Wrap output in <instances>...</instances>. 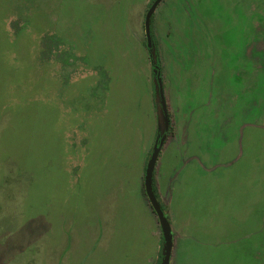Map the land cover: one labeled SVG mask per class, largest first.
I'll list each match as a JSON object with an SVG mask.
<instances>
[{
	"label": "rangeland",
	"instance_id": "1",
	"mask_svg": "<svg viewBox=\"0 0 264 264\" xmlns=\"http://www.w3.org/2000/svg\"><path fill=\"white\" fill-rule=\"evenodd\" d=\"M145 6L0 0V264L119 257L103 252L102 203L111 196L127 205L114 195L121 182H111L135 168L120 157L98 174L89 163L99 162L100 137L112 140L100 127L102 51L133 47ZM150 25L162 79L168 69L180 75L182 107L203 131L198 151L209 162L206 172L185 166L177 182L172 206L182 229L173 226L174 257L264 264V0H161ZM140 31L145 40L143 21ZM89 169L102 189L92 184L85 198ZM181 234L189 236L179 245ZM162 248L163 238L158 264Z\"/></svg>",
	"mask_w": 264,
	"mask_h": 264
},
{
	"label": "crops",
	"instance_id": "2",
	"mask_svg": "<svg viewBox=\"0 0 264 264\" xmlns=\"http://www.w3.org/2000/svg\"><path fill=\"white\" fill-rule=\"evenodd\" d=\"M145 1L146 6L142 11V20L136 40L133 41V47L130 48L127 47L130 45H127L123 48H116L117 52L105 49L102 51L106 55L105 65L103 64L102 68L103 75L107 74V77H104L101 83L103 84V104L100 127H105L101 131L102 134L104 132L112 134V140L108 144L109 142L102 135L100 137L101 147L98 151L99 162L90 158L89 163V165L98 167V174L102 167H108L111 163L112 165L117 164L120 157L124 165L135 168L133 175L126 176V178L117 176L111 182L113 185L121 182L115 187L116 190L117 188L122 189L119 190L121 192H114V195L121 197L127 205L116 206L117 200L111 201V196L102 203L103 252L109 251L110 254H116L119 257H92L86 260L84 257H61L59 264H82L83 261L85 264H158L162 233L158 218L145 194L144 172L156 141L157 127L160 119L162 120V110L154 90L153 67L146 46V36L143 40L140 31L141 22L144 23L143 18L152 2V0ZM157 51L170 129L155 163L153 181L159 200L167 207V210L163 212L165 216L169 215L167 219L172 233L173 226H180V228L182 226L179 222L181 214L174 212L172 206L173 193L177 182L181 181V173L185 175L183 172L185 166H189L193 172H200L201 169L206 172L208 170L206 164L209 162L204 158L206 154L202 153L201 156L198 151L205 149L203 131L196 121L189 122L191 117L187 110H183L182 104L186 99L178 91L184 86L183 82L180 87L178 86L180 75H169L168 69L166 78L162 79L165 64L160 57L159 47ZM114 53L119 56L111 65L109 60L107 64L106 59ZM176 69L180 70V68ZM169 79L171 81L168 82ZM173 154L176 156L175 163L171 162ZM89 171L90 169L86 175L85 198L88 197L92 184L94 189H102L96 186L95 177L90 175ZM85 227L87 229V226ZM187 235L181 234L178 237L179 245L184 243V240L188 238ZM175 245L176 239L174 241L172 234L169 264H179L177 257H174Z\"/></svg>",
	"mask_w": 264,
	"mask_h": 264
},
{
	"label": "water",
	"instance_id": "3",
	"mask_svg": "<svg viewBox=\"0 0 264 264\" xmlns=\"http://www.w3.org/2000/svg\"><path fill=\"white\" fill-rule=\"evenodd\" d=\"M161 0H154L153 3L150 5L148 10L146 11L145 18H144V30H145V36H146V46L148 50L150 51V55L154 52L152 51L153 43H152V37H151V15L154 12L155 8L157 7L158 3ZM154 84H155V91L156 95L158 96L161 110H162V128L161 125H158V130L160 131L163 129V133H158L155 144L153 146V149L150 153V156L147 160L145 172H144V189L145 194L150 202V205L155 212L161 232H162V238H163V248H162V256H161V262L160 264H169V258L171 253V247H172V235H171V229L169 225V221L167 220L163 210L161 209V206L159 202L157 201V198L155 197L152 184H153V171L155 167V163L159 154V151L164 143V139L166 136V131L168 127V115L167 110L165 106V101L163 98V91H162V85H161V79L159 77V73L156 72V69L154 68Z\"/></svg>",
	"mask_w": 264,
	"mask_h": 264
},
{
	"label": "trees",
	"instance_id": "4",
	"mask_svg": "<svg viewBox=\"0 0 264 264\" xmlns=\"http://www.w3.org/2000/svg\"><path fill=\"white\" fill-rule=\"evenodd\" d=\"M150 29H152V27ZM151 32H152V30H151ZM150 57H151V63H152L151 65H152V67L156 69V72L160 73V61H159V58H158L157 48L154 49V52L150 55ZM152 188H153L155 197L157 198V201L159 202V204L161 206V209L164 210V205L161 203V201L159 200V198H158V196L156 194V189H155V186H154V181H153V184H152Z\"/></svg>",
	"mask_w": 264,
	"mask_h": 264
}]
</instances>
